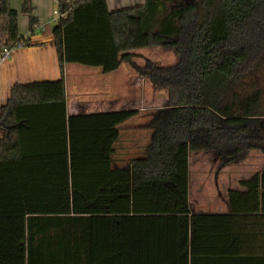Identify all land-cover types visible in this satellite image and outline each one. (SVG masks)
<instances>
[{
	"label": "trees",
	"instance_id": "16d2710c",
	"mask_svg": "<svg viewBox=\"0 0 264 264\" xmlns=\"http://www.w3.org/2000/svg\"><path fill=\"white\" fill-rule=\"evenodd\" d=\"M61 1L62 77L15 84L0 111V264H264V169L227 190V214L190 201L192 153L264 152V0ZM19 14L0 0V54L29 44ZM150 47L178 57L139 68L168 103L146 151L116 167L120 125L141 112L69 115L64 67L112 73Z\"/></svg>",
	"mask_w": 264,
	"mask_h": 264
},
{
	"label": "crops",
	"instance_id": "0c3cea01",
	"mask_svg": "<svg viewBox=\"0 0 264 264\" xmlns=\"http://www.w3.org/2000/svg\"><path fill=\"white\" fill-rule=\"evenodd\" d=\"M145 1L146 0H107V5L110 11H115L127 7L143 5ZM32 5V7H34L33 14L39 20V23L34 29H32L30 25L29 14L22 12V0H11V6L20 12L19 28L25 41L29 42V44L15 48L7 60L4 62L0 61V111L2 106L10 99L12 88L15 84L56 80L62 77L55 37L52 33L53 27L58 24V20H55V16L52 14L55 9L46 8L48 6L44 0H32ZM79 74L80 72L76 68L71 69L68 67V64L65 65L64 77L66 81L67 108L69 115H83L120 110L119 93L117 92L114 94L112 90L113 87H109L111 90L108 89L107 91L105 90L106 92H101L99 98L78 92V90L81 89L79 87L80 83L78 82ZM102 74H104V76L106 75L100 70L99 75L103 80L104 77ZM71 79L76 81L74 85ZM151 119L152 114L140 113L133 119L120 125L122 140L118 143L117 147L122 155L129 154L130 157L134 155L140 156L146 151L150 142L144 146L142 141L146 135L149 136L151 141L153 134V129L150 124ZM5 133L6 130L0 127V140L4 137ZM120 158L124 157L122 156ZM114 165L116 167H128L129 162L128 160L127 162L117 161ZM262 169H264V167L260 170ZM190 201L194 211L197 213L227 214L230 212L227 191L226 193H222L220 189H217L215 193L208 194L206 197L197 196L191 198L190 195Z\"/></svg>",
	"mask_w": 264,
	"mask_h": 264
},
{
	"label": "rangeland",
	"instance_id": "374dc122",
	"mask_svg": "<svg viewBox=\"0 0 264 264\" xmlns=\"http://www.w3.org/2000/svg\"><path fill=\"white\" fill-rule=\"evenodd\" d=\"M25 0H22L24 4ZM32 5V0H29ZM46 8L58 9L54 0H44ZM22 6V5H21ZM33 6V5H32ZM34 9V7H33ZM147 60L160 65H172L177 62L178 57L174 49L162 47L143 48L133 52L129 60L122 63L121 67L112 74L99 75L102 68L90 67L78 63H69L68 67L76 68L80 74L78 76V92L88 96L98 97L101 92H106L109 87H113V92L119 93L120 110L138 109L141 113L152 114L159 109L166 107L168 103V92L166 89L155 87L140 72ZM264 68L258 74V79L264 80ZM72 84L75 80L71 79ZM118 86V91H117ZM106 90V91H105ZM143 145L150 142L146 135L142 141ZM123 149V148H121ZM118 155L119 162H127L130 155ZM136 156V155H134ZM139 156V155H138ZM123 160V161H122ZM264 167V152L261 150L249 151L244 160L227 165H221V161L216 152L192 153L191 155V198L197 196L206 197L220 189L226 193L229 188H239L241 179L250 177L256 171Z\"/></svg>",
	"mask_w": 264,
	"mask_h": 264
},
{
	"label": "built area",
	"instance_id": "2783aa9c",
	"mask_svg": "<svg viewBox=\"0 0 264 264\" xmlns=\"http://www.w3.org/2000/svg\"><path fill=\"white\" fill-rule=\"evenodd\" d=\"M54 1L58 5V9H55L52 12V14L55 16V20L59 21L60 19L67 16L68 11L71 9V6H70L69 10L68 9L63 10L62 1L61 0H54ZM67 2L73 5L74 1L68 0ZM25 45H26L25 42H20L15 48L23 47ZM15 48H4L0 54V61L4 62L5 60H7Z\"/></svg>",
	"mask_w": 264,
	"mask_h": 264
}]
</instances>
